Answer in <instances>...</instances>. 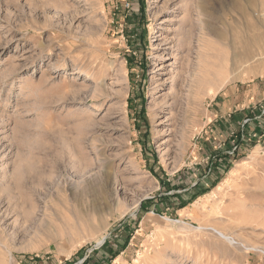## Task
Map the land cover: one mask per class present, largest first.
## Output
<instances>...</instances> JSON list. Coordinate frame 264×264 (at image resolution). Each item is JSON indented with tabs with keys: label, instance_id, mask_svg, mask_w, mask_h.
Masks as SVG:
<instances>
[{
	"label": "rangeland",
	"instance_id": "374dc122",
	"mask_svg": "<svg viewBox=\"0 0 264 264\" xmlns=\"http://www.w3.org/2000/svg\"><path fill=\"white\" fill-rule=\"evenodd\" d=\"M261 37L264 0H0V264H264Z\"/></svg>",
	"mask_w": 264,
	"mask_h": 264
},
{
	"label": "bare ground",
	"instance_id": "6f19581e",
	"mask_svg": "<svg viewBox=\"0 0 264 264\" xmlns=\"http://www.w3.org/2000/svg\"><path fill=\"white\" fill-rule=\"evenodd\" d=\"M203 1H205V0H203ZM156 26V24L154 23V24H152V25H150L149 26V30H153L154 29V27ZM7 27V25L5 24L4 26H3V28H6ZM259 41L262 43V42H264V38L263 37H261L260 39H259ZM264 46V45H263ZM260 49V48H259ZM259 49H258V55H259V57H261L263 54H264V51L262 52V48L260 49V51H259ZM253 57H255V56H253ZM77 73H83L81 70H79V71H77ZM162 122V121H161ZM214 231H215V233L219 236V237H224V238H226L227 240H230V241H232V237L231 236H229V235H227V234H225L224 232H222V231H219V230H217V229H215V228H212ZM100 241V240H99Z\"/></svg>",
	"mask_w": 264,
	"mask_h": 264
},
{
	"label": "trees",
	"instance_id": "16d2710c",
	"mask_svg": "<svg viewBox=\"0 0 264 264\" xmlns=\"http://www.w3.org/2000/svg\"><path fill=\"white\" fill-rule=\"evenodd\" d=\"M116 254L117 253H113V255H110V257H114V256H116ZM88 263V260H87V258L82 262V264H87Z\"/></svg>",
	"mask_w": 264,
	"mask_h": 264
}]
</instances>
